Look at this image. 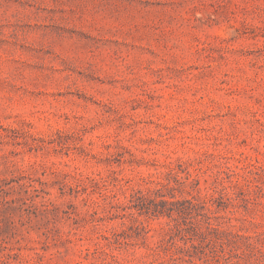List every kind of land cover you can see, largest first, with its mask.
Returning <instances> with one entry per match:
<instances>
[{
	"label": "rangeland",
	"instance_id": "obj_1",
	"mask_svg": "<svg viewBox=\"0 0 264 264\" xmlns=\"http://www.w3.org/2000/svg\"><path fill=\"white\" fill-rule=\"evenodd\" d=\"M0 264H264V0H0Z\"/></svg>",
	"mask_w": 264,
	"mask_h": 264
}]
</instances>
